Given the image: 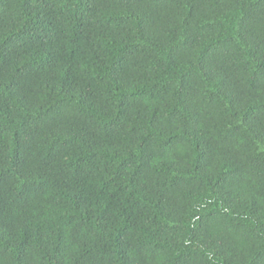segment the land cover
I'll return each instance as SVG.
<instances>
[{
	"label": "trees",
	"instance_id": "1",
	"mask_svg": "<svg viewBox=\"0 0 264 264\" xmlns=\"http://www.w3.org/2000/svg\"><path fill=\"white\" fill-rule=\"evenodd\" d=\"M0 264H264V0H0Z\"/></svg>",
	"mask_w": 264,
	"mask_h": 264
}]
</instances>
